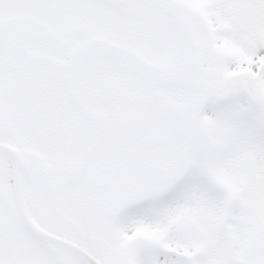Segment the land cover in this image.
Wrapping results in <instances>:
<instances>
[{
    "label": "snow or ice",
    "instance_id": "obj_1",
    "mask_svg": "<svg viewBox=\"0 0 264 264\" xmlns=\"http://www.w3.org/2000/svg\"><path fill=\"white\" fill-rule=\"evenodd\" d=\"M0 264H264V0H0Z\"/></svg>",
    "mask_w": 264,
    "mask_h": 264
}]
</instances>
